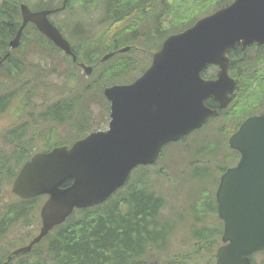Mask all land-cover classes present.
<instances>
[{
    "label": "water",
    "instance_id": "95a60500",
    "mask_svg": "<svg viewBox=\"0 0 264 264\" xmlns=\"http://www.w3.org/2000/svg\"><path fill=\"white\" fill-rule=\"evenodd\" d=\"M65 3L63 0L61 7L34 11L21 3L22 21L9 41L10 49L18 46L24 26L32 22L76 60L69 43L47 18ZM253 41L264 42V0H233L181 34L164 40L153 54L151 66L134 82L104 88L103 94L111 103L109 128L92 132L70 147L58 146L34 154L15 177L11 191L16 196L48 197L39 209V232L27 245L14 249L7 259L28 252L73 208L103 202L124 183L132 167L152 163L163 143L178 139L199 127L208 116L217 114L202 100L212 96L220 108L229 101L234 80L227 74L229 63L224 53L236 44L245 46ZM109 56L104 55L101 61ZM208 62L219 65L218 78L202 82L198 73ZM81 66L86 74L91 72L90 66ZM174 88L169 110L156 111L151 107L153 99L147 93L158 89L168 96ZM241 133L248 134L244 136L242 158L233 171L252 173L254 177L250 175L236 185L227 182V174L220 177L215 197L224 228L215 264H251L250 254L264 252V168L259 167L264 164V113L245 120L231 140L242 138ZM67 179L72 180L71 184L61 186Z\"/></svg>",
    "mask_w": 264,
    "mask_h": 264
},
{
    "label": "trees",
    "instance_id": "16d2710c",
    "mask_svg": "<svg viewBox=\"0 0 264 264\" xmlns=\"http://www.w3.org/2000/svg\"><path fill=\"white\" fill-rule=\"evenodd\" d=\"M77 1L87 5L90 3L89 0H68L66 9L71 7V2ZM180 1L182 0H102L103 16L101 20L107 23L108 29L97 39L93 37L89 40L84 39L79 45L70 41L77 61L93 65L91 78L83 86L82 91L86 94L84 100L82 98L78 101L75 98H66L55 102L40 113L41 119L48 120L51 118L60 122L62 120L59 115L57 116V113L61 110L72 113L73 116L82 103L88 105V102L94 100L93 96H88L91 83L101 88L113 82H127L135 76L136 72L142 70L143 65L138 60L133 59L129 53L112 56L104 63L99 64V57L110 47L118 48L123 44L144 40V37L150 39L159 32V36H162L165 33L161 31L158 21L161 17L173 18L179 26H185L197 17L208 14L232 0H184L188 7L186 9L178 6L181 4ZM19 2H25V0H0V58L7 51L8 40L14 36L20 25ZM27 4L32 9L56 6L52 0L46 3L33 4L28 2ZM94 5L96 7V4ZM153 12L155 19L151 21L149 17ZM53 23L64 33L62 24L57 21H53ZM29 29L32 32H29ZM28 36H32L34 39L32 41L26 39ZM24 43H28L35 52H40L42 55H45L47 47L50 48V51L59 53V50L39 33L33 24H27L22 32L20 45L23 46ZM87 47L91 49H86ZM80 50L83 51L82 55L79 54ZM249 51L231 50L228 54L231 61L230 68L236 67L240 62H244L243 66L245 67L254 64L257 60L254 59V56L249 55ZM261 58L258 57V59ZM14 59L13 55L10 54L3 63L1 62V77L12 79L27 72L23 66L14 63ZM65 59L71 67L79 70L77 63L72 62L70 57H65ZM258 74L262 77L264 75L263 72ZM69 76L74 78V74L71 72H69ZM30 77L35 78L34 73L30 74ZM32 81L31 78H28V81L23 82L22 85L31 84ZM254 84L253 78L248 77L245 73L238 79V89L243 99L240 102L241 106L247 104L248 99L253 100L255 98V90L252 88ZM26 97L28 98V95ZM12 98L15 99L14 91L0 93V112L4 111L13 101ZM101 98H103L102 95ZM22 105L26 106V103H22ZM249 106L243 107L247 109ZM89 118V115L82 118L85 125H81V117L74 119L71 126L72 131L80 130L83 126L88 125ZM6 134L8 137L11 136L12 142L18 136L20 143L16 144V149L18 147L20 149L19 151L14 152L12 150L10 153L0 154V181L2 180L0 193L3 184L10 183L18 165L27 159L32 151L29 149L32 140H29L28 143L21 140L23 135H20L22 133H19V128L9 130ZM41 141L43 140H39L37 143ZM198 146L201 150L202 144L200 143ZM202 149H204L203 153L205 154L210 152L207 145ZM165 150L161 151L159 160L164 159L167 155ZM200 150L198 149V151ZM19 152L20 154L17 156ZM170 155L172 158L173 154ZM176 164L177 162L173 163L175 171L172 168L171 173L166 171L165 167L162 168L163 171L159 172L155 170L149 172L152 167H142L137 173L135 183L134 180L129 181L131 178H128L125 188L118 190L101 205L74 210L65 222L54 227L39 243L33 245L29 252L12 256L6 264H213L214 248L221 232L219 223L215 228H210L211 230L204 226V228L192 233L190 237L194 243L189 250H183L163 258V254L169 246L168 237L171 231L169 230L167 234L164 225H157V218L161 214L164 198L155 184L162 179L172 181L175 178V172L176 176L184 173L183 179L196 180V185L203 188L205 186L203 181L208 180V174L205 170H196L195 166H190L188 163L184 170H180L176 168ZM193 169L196 171L193 172ZM187 173L189 176H186ZM67 183L69 181H65L64 185ZM9 197L10 201L3 202L1 206L0 240L5 237L7 232L5 230L9 229V227L2 229L3 222L14 213L15 209L18 210L16 215L19 218L13 226L30 227L37 219L38 207L42 200L41 196L28 200H19L10 194ZM205 203L211 209V211L205 210V212H212L211 214L214 215V197L206 198L203 189L202 201L196 202L194 207L199 204L205 206ZM195 211L198 209L196 208ZM32 233L31 229H27L21 234V239L28 238ZM15 242L10 243L9 247H5L6 250L0 255V264L14 248V244L24 243ZM156 256L159 257L156 259ZM261 264H264V260Z\"/></svg>",
    "mask_w": 264,
    "mask_h": 264
},
{
    "label": "rangeland",
    "instance_id": "374dc122",
    "mask_svg": "<svg viewBox=\"0 0 264 264\" xmlns=\"http://www.w3.org/2000/svg\"><path fill=\"white\" fill-rule=\"evenodd\" d=\"M48 1L50 0H25L26 3L30 2L33 4L46 3ZM52 1L57 2V5L61 0ZM89 2L90 3L88 5L91 6H88L86 3L81 4L79 1L71 2V7L69 9L51 16L53 20L62 24L65 35H67L69 40L74 42L76 45H79L80 42L84 41V39L89 40L91 37L97 39L106 31V29H108L106 27L107 23L101 20L103 16L102 0H89ZM180 2L181 4L178 5L179 7L182 9L188 8L187 4L184 3V0ZM94 3L96 4V7ZM180 11L182 10L180 9ZM154 15V12L151 13L149 17L151 18V21L155 19ZM167 19L168 17H161L160 20H158L162 28L168 27L166 24ZM29 32H32V30L29 29ZM26 39L32 41L34 37L28 36ZM141 43L142 40L135 42V44ZM86 49L91 48L87 47ZM116 49L117 47H110L104 53L114 52ZM11 54L13 55V59L15 58L14 63L23 66L29 73L32 70L35 78H33L31 84L23 86L22 83L28 81V76L26 75L19 77L16 76V78L12 79H6L0 76V93H10L11 91H14L15 95V99L12 98L13 101L11 103L9 102L10 108L5 113L0 115V154L3 152H10L15 148L17 143H20L18 136L16 140L13 139L12 142L11 136L9 135L8 137L5 133L8 129L16 126L19 128V133H22L20 135H23V139L21 140L25 143L32 140V143L29 145V149L32 151L38 148L37 142L39 140L46 141L48 138H56L60 140L70 137L71 134L68 128L74 123V119L77 118V113L72 116V113L61 110L57 113V116L59 115L62 120L60 122H56L51 118L48 120L41 119L40 113L44 112L47 106L61 101L62 99L68 97L69 94L77 93V95L86 96V94L82 91L83 86L91 77H86L80 70L71 67L69 62L64 60L62 53L57 54L55 51H50L49 47H47L45 55H42L40 52H35L31 45L24 43L23 46L13 50ZM79 54L82 55L83 51L80 50ZM131 57L138 60L140 64L143 62L145 63L144 57H139L138 54H132ZM236 67H238V65H236ZM249 67L255 68V65L253 66L252 64ZM252 71V78L255 82L252 88L254 89V87H256V83L259 82L255 81L256 70L253 69ZM69 72L74 74V78L69 77ZM99 93L100 88H98V91L95 89V94L93 95L94 100H92V102H88V105H85L83 108H77L76 111L81 112V116L83 117L85 115L90 116V123H88L90 127L101 125V128H105L107 121V119L105 120V116L108 115V111L105 109V102H103ZM26 95H28V98ZM242 100L241 96L240 102H242ZM251 101L252 99H248L247 104L243 106H248ZM22 103H26V106L22 105ZM58 104L61 105L60 103ZM219 121L220 120L214 122ZM227 123L229 125V122ZM202 135H207L211 140V143L214 144L213 138L215 135L210 130L207 123L196 133L169 145H173L176 148L175 156L178 158L176 164L177 169L184 170L187 163L190 166H195L194 168L199 171L207 169L203 164V160H206L208 162L207 164H210L212 162L211 155L203 153L204 149L199 151L200 154L205 155L204 159L200 158L199 155H194L193 153L198 149L193 143H198L199 137ZM52 142L53 141H49V144H52ZM215 149L216 152H218L219 146L215 145ZM165 153H167V155L164 160H170L168 159L171 157L169 151H165ZM168 166L171 167L172 165L168 163L166 167ZM154 167L155 168L149 169V172L153 170L159 172L162 170L160 163ZM196 170L193 169V172ZM174 174H176V172ZM183 176L184 173L175 176L174 184L172 186L167 185L164 180L155 184L158 190L161 189L160 191L162 192L164 198L163 206L160 211L161 214L157 218V225H164V228L167 229V234L169 230L171 231L168 237L169 246L163 254V258L172 256L175 253L182 252L183 250H189L192 248V244L194 243V240L190 237L192 233L204 228V226L211 230V227L215 228L218 224L215 216L211 214L212 212H205V210L211 211L209 206H206L208 205L207 203H205V206H201V204H199L194 207L196 202L202 201L203 189L204 196L206 198L210 199V197L214 195L215 181L213 180L216 179V176L208 178L205 182L204 188L200 185L197 186L194 180L187 179L185 182L182 181ZM186 176H189V173H187ZM136 179L137 176L133 181L134 183ZM1 185L2 180L0 181V191ZM9 186V184H3L2 186V192L0 193V213H2L1 206L3 205V202L6 203L10 201ZM196 208L198 211H195ZM17 211L18 210L15 209L14 213H12V215L5 222H3L2 229L5 227H9V229L7 228L5 230L7 231L5 237L0 240V255H2V253L6 250V246L9 247L10 243H14L15 241L25 243L28 238L21 239V234H23L27 229H31L33 234L38 229L39 223L37 219L32 225H30V227H22L20 225L13 226L19 218L16 215ZM192 226L193 228H191ZM29 233L31 232L29 231ZM16 245H18V243L13 246ZM158 257L159 256H156V259ZM255 259L256 260L253 261L255 264H261L264 260L261 256H257Z\"/></svg>",
    "mask_w": 264,
    "mask_h": 264
},
{
    "label": "flooded vegetation",
    "instance_id": "af4514ba",
    "mask_svg": "<svg viewBox=\"0 0 264 264\" xmlns=\"http://www.w3.org/2000/svg\"><path fill=\"white\" fill-rule=\"evenodd\" d=\"M236 49H240V51L250 50L249 55L254 56V59H256L257 61H255L253 64V66L255 65V68L245 67L243 66L245 63L240 62L237 64L238 67H229L228 69L229 75L236 82L235 89L231 94V101L228 104L230 105L233 102V109L227 114V118L230 120L229 125L225 122H219L218 124L212 123L210 125L211 130L215 131V135H219L217 139L221 141L222 150L215 155H211L212 162L209 164L210 169H207L208 173H210L211 178L216 176V178H218V182L220 176L223 173H228L227 182L230 185H236V183L243 182L246 177H250V175H252V173H250V175H246L241 171H233L238 161L241 159L242 153L230 145V138L231 136H233L239 125L247 117L251 115H260L264 112V75L262 77L258 74L261 72L264 73V43L255 42L249 46H246L245 48H241L238 46L234 50ZM258 57L262 58L258 59ZM253 69L256 70L255 81H258L259 83H256V87H254L255 98L251 101V103L248 104V106H250L246 109L240 105L242 94L238 89V79L243 73H247L248 77H253ZM204 77L214 78L215 75L212 76L209 74L205 75ZM205 103L211 108H216L218 106V103L211 97L205 98ZM239 144L244 145V141L239 140ZM252 165L253 164H250V166ZM259 167L264 168V164L259 165ZM252 176L254 177V175ZM213 181H215V179Z\"/></svg>",
    "mask_w": 264,
    "mask_h": 264
},
{
    "label": "bare ground",
    "instance_id": "6f19581e",
    "mask_svg": "<svg viewBox=\"0 0 264 264\" xmlns=\"http://www.w3.org/2000/svg\"><path fill=\"white\" fill-rule=\"evenodd\" d=\"M95 4V3H94ZM111 53H113V52H108V53H106V54H111ZM76 55V54H75ZM76 58H77V56H76Z\"/></svg>",
    "mask_w": 264,
    "mask_h": 264
}]
</instances>
